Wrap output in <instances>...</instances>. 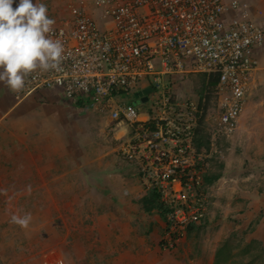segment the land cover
Returning a JSON list of instances; mask_svg holds the SVG:
<instances>
[{"label": "built area", "instance_id": "obj_1", "mask_svg": "<svg viewBox=\"0 0 264 264\" xmlns=\"http://www.w3.org/2000/svg\"><path fill=\"white\" fill-rule=\"evenodd\" d=\"M86 4L70 3L68 16L48 34L64 48L58 66L30 73L18 93L60 90L67 100H82L127 128L121 157L133 164L145 193L158 195L164 216L157 213L165 222L160 248L174 250L187 239L188 227L200 225L208 213V159L239 129L264 45V21L251 16L246 0ZM198 75L206 77L200 94H178L177 77ZM147 88L148 107H137L131 100ZM200 129L208 150L195 146ZM43 263L64 264L54 252Z\"/></svg>", "mask_w": 264, "mask_h": 264}, {"label": "crops", "instance_id": "obj_2", "mask_svg": "<svg viewBox=\"0 0 264 264\" xmlns=\"http://www.w3.org/2000/svg\"><path fill=\"white\" fill-rule=\"evenodd\" d=\"M69 2L53 0L48 12L61 8L65 16ZM252 2L251 16L264 21V0ZM258 60L246 106L264 89V45ZM192 80L177 77L178 94H200ZM91 107L60 90L22 97L0 83V264H44L48 252L64 264H214L217 246L197 251L191 237L174 250L160 248L164 218L144 207L145 191L123 169L127 128L109 118L90 123ZM29 213L27 228L12 222Z\"/></svg>", "mask_w": 264, "mask_h": 264}, {"label": "rangeland", "instance_id": "obj_3", "mask_svg": "<svg viewBox=\"0 0 264 264\" xmlns=\"http://www.w3.org/2000/svg\"><path fill=\"white\" fill-rule=\"evenodd\" d=\"M53 0H33V3H43L47 5L48 10L52 6ZM62 2L63 0H59ZM78 3L80 0H69ZM249 5L256 6V2L247 0ZM90 5L92 0H86ZM19 4V0H14L13 8ZM260 2L258 6H260ZM63 9L58 10V14H52L54 20H61L64 16ZM97 11L94 10V16ZM262 18V17H261ZM260 18V19H261ZM262 20V19H261ZM199 81L203 83V79L199 76ZM179 82V81H178ZM193 88H195L196 80H192ZM206 82V81H205ZM188 85L189 82H186ZM199 84V83H198ZM133 98L131 102H137V107H145L146 102L142 104L141 99ZM255 104H248L243 111L239 129L236 134L228 139V144L221 142L222 157L225 163L224 176L225 181H218L211 187L208 192V225L200 233L199 239L194 241V249L199 251L207 250L212 253L214 248L221 242L228 240L234 247V254L238 252V246L244 247L250 240H260L263 245H252L250 254H241L235 256L237 260L250 262L251 264H264V216H260V210L264 208V200L259 194V187L264 185V89L261 94L254 97ZM135 105V104H134ZM148 107V106H146ZM96 114L94 123L98 122L99 126L106 124L108 117L101 113L98 109L91 107ZM88 109L89 112L92 111ZM84 114V113H83ZM90 120V119H89ZM86 119V121H89ZM220 147V145H219ZM123 169H129V175L134 172L133 164L123 162ZM213 169V168H212ZM132 172V173H131ZM213 189V190H212ZM264 213V211H263ZM197 242V244H196ZM199 253V252H198ZM258 255L252 261L251 254Z\"/></svg>", "mask_w": 264, "mask_h": 264}, {"label": "clouds", "instance_id": "obj_4", "mask_svg": "<svg viewBox=\"0 0 264 264\" xmlns=\"http://www.w3.org/2000/svg\"><path fill=\"white\" fill-rule=\"evenodd\" d=\"M0 0V83L19 92L25 77L36 69L49 70L58 66L64 51L53 32L55 20L48 16L47 5L33 0ZM31 214L14 215L12 222L27 228Z\"/></svg>", "mask_w": 264, "mask_h": 264}, {"label": "trees", "instance_id": "obj_5", "mask_svg": "<svg viewBox=\"0 0 264 264\" xmlns=\"http://www.w3.org/2000/svg\"><path fill=\"white\" fill-rule=\"evenodd\" d=\"M199 76L203 79V83H201L199 81ZM193 77V76H191ZM197 80L198 83H196L195 85V90L197 91H201L204 87H205V81H206V77L204 75H198L197 76ZM216 83V78L212 79L210 81V85L213 86ZM225 143L226 146L229 145L227 139H222V141H220L219 143ZM196 148L199 150L201 147H205L207 150L209 149V138L206 135V132L204 131V129H200L198 132V137L196 139V143H195ZM220 151L221 149L223 150V148L219 147ZM222 151L221 153H216L214 154V156L210 159H208L209 163H210V167L211 169L207 172L206 176H205V187L207 190V193L209 192L210 188L219 180L224 176V169H225V163L224 161L221 159L222 157ZM213 168V169H212ZM260 192H264V185H261L259 187ZM142 204L144 205L145 208H147V210H155L156 212H162V206L161 203L159 201V197L156 194V192L151 191V192H147L146 196L141 200ZM263 209L260 210V216H264L263 213ZM163 213V212H162ZM208 215V213H207ZM206 215V217L203 219V221L201 222L200 225L197 224H191L188 227L187 230V239L189 237L193 238V240L195 239H199L200 237V233L203 232V229L205 227H207L208 225V216ZM164 216V213H163ZM209 226V225H208ZM252 245H263V243L260 240H250L247 244H245L244 247H240V245L238 246V252H236L234 254V247L229 243L228 240H225L223 242H221L218 246H217V250L215 253V259H214V264H251L250 262H244L243 260H237L235 258V256H240L241 254H250V249L252 247ZM264 249V247H263ZM264 252V250L262 251V253ZM261 254L259 253L258 255L256 254H251L252 257V261L259 257Z\"/></svg>", "mask_w": 264, "mask_h": 264}, {"label": "water", "instance_id": "obj_6", "mask_svg": "<svg viewBox=\"0 0 264 264\" xmlns=\"http://www.w3.org/2000/svg\"><path fill=\"white\" fill-rule=\"evenodd\" d=\"M150 92H151V88H147V89H145V90H143V91H140V92L136 93V94L134 95V98H135V99H139V98L142 97V96H146V97H143V98L141 99L142 103H144V102H146L147 95H148ZM134 104L136 105L137 102L135 101Z\"/></svg>", "mask_w": 264, "mask_h": 264}]
</instances>
